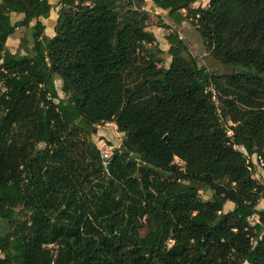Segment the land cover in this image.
<instances>
[{"label": "trees", "instance_id": "1", "mask_svg": "<svg viewBox=\"0 0 264 264\" xmlns=\"http://www.w3.org/2000/svg\"><path fill=\"white\" fill-rule=\"evenodd\" d=\"M149 1L233 73L177 32L159 66L146 0H62L53 37L50 0H0V264H264V0ZM106 123L110 167L89 138Z\"/></svg>", "mask_w": 264, "mask_h": 264}, {"label": "rangeland", "instance_id": "2", "mask_svg": "<svg viewBox=\"0 0 264 264\" xmlns=\"http://www.w3.org/2000/svg\"><path fill=\"white\" fill-rule=\"evenodd\" d=\"M209 0H201L199 2L193 3L192 8L207 7ZM53 9L51 16L49 18H41V20L46 24L47 28L45 33L48 36L55 35V25L58 18V11L62 7V0H53ZM136 2L134 3V7ZM143 10L149 13V27L148 30L155 33L159 41V49H162L164 52L159 53L158 57L160 61L158 62L159 66L168 68L171 64L172 57L167 52L170 48V44L167 40V35L173 32L179 33V35L186 41L190 53L197 59V62L200 67L206 68L213 75H223L231 74L235 70L232 66L224 65L219 60L215 59L211 54L209 48L203 41L197 27L193 24L192 19L184 21L180 26H176L174 21L168 16L167 11L156 7L151 1L146 0ZM187 13V10L183 11ZM24 15L21 14H12V19L14 22L22 20ZM32 36L24 27H20L16 32L8 39L7 46L13 53L25 54L27 47L31 44ZM152 47V46H150ZM56 87L58 89L59 95L62 98L67 96L62 91L63 81L61 78H56ZM89 138L94 141L98 147L111 146L114 149H119L124 138L125 134L118 131L117 126L113 123H106L103 125L97 126L94 131L89 135ZM254 163L257 164V174L256 178L264 183V169L263 166L257 162V158H252ZM177 163L180 164V160H177ZM182 165V163H181ZM213 195L212 191L202 192L201 196L204 199H211ZM232 207V208H231ZM234 208L233 203H229L225 206V211H230ZM259 209H264V198L260 201L258 206ZM259 220L258 216L251 218V222L255 223ZM146 229L142 230V233L145 234Z\"/></svg>", "mask_w": 264, "mask_h": 264}, {"label": "built area", "instance_id": "3", "mask_svg": "<svg viewBox=\"0 0 264 264\" xmlns=\"http://www.w3.org/2000/svg\"><path fill=\"white\" fill-rule=\"evenodd\" d=\"M211 90L213 91V99L215 101H217L218 103V99H217V95L214 89L211 88ZM220 112V110H219ZM101 150V157L103 160V163L106 167H108V165L110 164V161L113 157L114 154V149L111 146H103V147H99Z\"/></svg>", "mask_w": 264, "mask_h": 264}, {"label": "crops", "instance_id": "4", "mask_svg": "<svg viewBox=\"0 0 264 264\" xmlns=\"http://www.w3.org/2000/svg\"><path fill=\"white\" fill-rule=\"evenodd\" d=\"M50 1H51V3H52L53 0H50ZM163 11H165V10H163ZM50 37H51V36H50ZM52 37H53V35H52ZM231 208H232V207H231Z\"/></svg>", "mask_w": 264, "mask_h": 264}, {"label": "water", "instance_id": "5", "mask_svg": "<svg viewBox=\"0 0 264 264\" xmlns=\"http://www.w3.org/2000/svg\"><path fill=\"white\" fill-rule=\"evenodd\" d=\"M108 167H110V164L108 165Z\"/></svg>", "mask_w": 264, "mask_h": 264}]
</instances>
